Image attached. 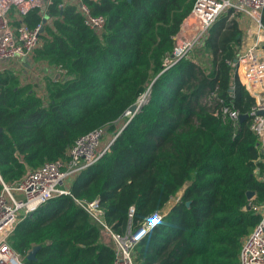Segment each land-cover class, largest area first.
Wrapping results in <instances>:
<instances>
[{
  "label": "trees",
  "instance_id": "obj_1",
  "mask_svg": "<svg viewBox=\"0 0 264 264\" xmlns=\"http://www.w3.org/2000/svg\"><path fill=\"white\" fill-rule=\"evenodd\" d=\"M61 1L50 6V20L41 9L26 16L44 26L41 45L24 62L47 69L41 85L28 82L26 68L0 70V175L11 184L68 159L76 140L95 129L117 137L72 179L70 193L18 224L11 246L24 264H114L113 247L79 203L99 199L118 233L163 215L136 245V264H239L243 239L262 217L254 206L264 204V151L248 116L255 99L231 65L242 44L237 19L220 16L202 48L163 71L196 0H85L106 17L101 30ZM203 48L209 68L193 57ZM224 104L247 118L237 127L224 122L212 110Z\"/></svg>",
  "mask_w": 264,
  "mask_h": 264
},
{
  "label": "built area",
  "instance_id": "obj_2",
  "mask_svg": "<svg viewBox=\"0 0 264 264\" xmlns=\"http://www.w3.org/2000/svg\"><path fill=\"white\" fill-rule=\"evenodd\" d=\"M53 3L54 0H0V70H4L8 63L19 60L24 65L26 60L32 59L42 43V23L33 27L26 21V16L34 9H41L45 19H49L48 11ZM69 5L76 6L89 27L96 30L104 27L106 17L93 14L85 0H62L60 3L62 8ZM227 12L244 16L242 20L237 17V21L242 30V40L244 37L247 44H241L231 65L235 77L255 99L248 116L251 117V128L259 138V148L264 151V0H196L174 35L171 52L163 58V71L184 58H191L195 50L203 47L213 24ZM246 19L253 21L255 26L247 27ZM257 52L260 54L257 55ZM147 94L136 102L139 108L146 101ZM212 110L224 122L231 120L236 127L241 122L242 114L229 105H221L218 109L212 106ZM126 115L133 116L134 113L128 110ZM116 137L117 134L111 136L104 128L95 129L76 140L68 151V159H56L36 169H29L20 180L11 184L5 183L0 175L3 185L0 191V264H24V256L9 241L18 224L50 199L70 193V188L64 186V182L96 163L109 150ZM79 203L100 226L104 242L113 247L114 264H136V245L163 217L156 213L138 228L129 227L122 234L107 222L105 209L99 199L82 200ZM254 208L262 217L253 231L243 239L239 264H264V204ZM134 211L135 208L130 207V217Z\"/></svg>",
  "mask_w": 264,
  "mask_h": 264
},
{
  "label": "rangeland",
  "instance_id": "obj_3",
  "mask_svg": "<svg viewBox=\"0 0 264 264\" xmlns=\"http://www.w3.org/2000/svg\"><path fill=\"white\" fill-rule=\"evenodd\" d=\"M230 17H232V18L234 17L236 19L238 17L239 20L240 19L242 20L244 16L242 14H239V15L238 14H235V15H231L230 14ZM46 20H48V19H46ZM246 22H247V27L253 28V26H255L254 22L251 21L250 19H246ZM242 43H243L242 46L247 44V40L244 37H243ZM193 57H194V59L196 61L200 62L202 66H204L205 68H209V66H210V63H209L210 56H209L208 52L204 48L202 50H199V51L195 52ZM9 68L14 69L15 71H18V72L23 71L24 68L28 69V71H29L28 82L30 81L29 83H33L35 85L37 84V86L41 85V83L39 81L42 78L46 77V74H45V71H44V68H43L42 65L39 66V65H36V64H32V66H29V65H27L25 63L24 65L21 64V66H18L17 64L14 66L13 64H11V66ZM142 99H143V97L140 98L139 101H141ZM204 102H206L205 98H204ZM259 170L260 169L258 168L257 171L259 172ZM69 180H66V184L67 185H70ZM253 197L255 198V196H253ZM254 198H252V199H254ZM173 201H174V199H173Z\"/></svg>",
  "mask_w": 264,
  "mask_h": 264
},
{
  "label": "water",
  "instance_id": "obj_4",
  "mask_svg": "<svg viewBox=\"0 0 264 264\" xmlns=\"http://www.w3.org/2000/svg\"><path fill=\"white\" fill-rule=\"evenodd\" d=\"M128 1H132V0H128ZM46 21V19L44 20V22ZM43 25H42V27H41V32L43 31ZM257 55L258 54H260L259 52H257L256 53ZM138 109H139V105L137 104V103H134V104H132L130 107H129V111L131 112V113H136L137 111H138ZM247 118V115H245V114H242L241 116H240V121L242 122V121H244L245 119ZM127 124V123H126ZM126 124L124 125V127L126 126ZM123 127V128H124ZM0 131H2V127H0ZM247 196H248V198L249 199H252V198H254L253 196H255V192L254 191H252V190H250V191H248L247 192ZM187 204H190V202H188ZM41 246L40 245H35L31 250H30V252H29V254H28V258L29 259H36V254H37V251H38V249L40 248Z\"/></svg>",
  "mask_w": 264,
  "mask_h": 264
},
{
  "label": "crops",
  "instance_id": "obj_5",
  "mask_svg": "<svg viewBox=\"0 0 264 264\" xmlns=\"http://www.w3.org/2000/svg\"><path fill=\"white\" fill-rule=\"evenodd\" d=\"M12 64H13L14 66H15L16 64H17L18 66H21V64H23V63H22L21 61L17 60V61H15V62L12 63ZM9 65L11 66V64H9V63L6 64V65H5V69H6V68H9V67H10ZM42 66H43V65H42ZM43 67H44V66H43ZM24 70H25V69H24ZM46 70H47V69L44 68L45 74H46V75H49V74H48L49 72H47ZM71 181H72V179L69 180V183H71ZM64 186H67L68 188H70V185H67L66 182H64Z\"/></svg>",
  "mask_w": 264,
  "mask_h": 264
}]
</instances>
